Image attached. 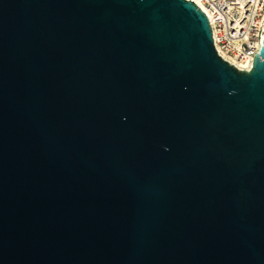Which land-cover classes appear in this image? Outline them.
<instances>
[{"label": "water", "instance_id": "1", "mask_svg": "<svg viewBox=\"0 0 264 264\" xmlns=\"http://www.w3.org/2000/svg\"><path fill=\"white\" fill-rule=\"evenodd\" d=\"M249 67L194 0H0V264H264V30Z\"/></svg>", "mask_w": 264, "mask_h": 264}, {"label": "built area", "instance_id": "2", "mask_svg": "<svg viewBox=\"0 0 264 264\" xmlns=\"http://www.w3.org/2000/svg\"><path fill=\"white\" fill-rule=\"evenodd\" d=\"M207 13L217 52L239 68L250 65L264 30V0H194Z\"/></svg>", "mask_w": 264, "mask_h": 264}]
</instances>
